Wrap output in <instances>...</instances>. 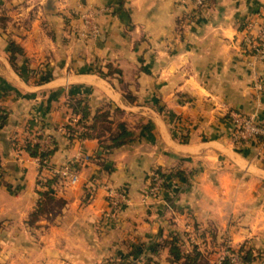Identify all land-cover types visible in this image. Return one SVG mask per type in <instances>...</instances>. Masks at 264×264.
Wrapping results in <instances>:
<instances>
[{
  "label": "crops",
  "instance_id": "0c3cea01",
  "mask_svg": "<svg viewBox=\"0 0 264 264\" xmlns=\"http://www.w3.org/2000/svg\"><path fill=\"white\" fill-rule=\"evenodd\" d=\"M0 4L1 224L20 220L43 189L37 181L51 176L24 150L32 122L39 138L56 142L48 164L76 174L73 183L56 184L55 193L69 205L87 191V225L99 223L106 230L99 237L110 246L136 244V254L144 253L184 230L209 264L228 250L249 254L246 264H264V150L255 141L233 145L227 119L234 110L264 127V86L253 85L264 78V61L244 53L240 32L247 20L264 18V0H205L198 7L190 0ZM77 4L104 9L96 15L98 36L86 43L73 31ZM9 41L21 49L14 60L19 73L8 61ZM93 57L125 69L131 103L112 80L75 69ZM44 65L46 81L37 84L35 69ZM70 97L89 98L91 112L104 98L127 113L119 120L131 121L125 125L131 140L102 150L96 138L66 139V124L80 128ZM155 170L164 174L165 190L146 196ZM175 171L180 176L170 177ZM111 190L123 195L116 205ZM15 234L2 231L0 241L22 256Z\"/></svg>",
  "mask_w": 264,
  "mask_h": 264
},
{
  "label": "rangeland",
  "instance_id": "374dc122",
  "mask_svg": "<svg viewBox=\"0 0 264 264\" xmlns=\"http://www.w3.org/2000/svg\"><path fill=\"white\" fill-rule=\"evenodd\" d=\"M0 1L2 3V0ZM1 5L2 4H0V8L2 9L3 6ZM44 22L46 23V21ZM73 31H75L78 36L76 39H79L82 43L86 41L80 34L79 23L73 24ZM64 39L62 38V40ZM76 53L78 57L83 58L82 49H79ZM84 63L85 64L76 66L75 69L89 71L95 74H97V71H101L102 78L106 79L108 82L112 80L119 89L125 90L128 86L132 85L129 78H126L128 73H126L125 69L120 66L119 63L113 64L111 62H103L100 58L96 57L90 58L88 62L86 61ZM46 66L47 65H44V69L40 67L35 69L37 80L45 73ZM32 70L35 71L34 69ZM131 98L134 99L133 96H127V100ZM87 102H89V98ZM96 108L110 110L111 117L114 121L120 118L126 119L128 116V114L123 111L122 113L112 112V107L104 98L97 100ZM124 119H121L123 123H125V125L127 124V127H130L129 124L131 121H126ZM62 180V178L56 177L52 184L53 187H51V193L55 195V199H61L63 203L43 198L42 201L44 203H40L37 207H35V203H33V205L21 215L22 218H20V220L4 224H1L0 221V232L16 233L15 236L17 240L15 241L25 247L24 255L20 256L17 254L18 252L12 249V252H7L9 248L5 250L6 246L0 241V264H159L160 260L164 261L169 259V257H166V239L163 238L156 242H152L149 248L145 249L144 253L140 252L139 254H136V244L131 246L130 244L126 245L124 243H119L120 247L110 246L107 240L99 237V233L101 234L106 231L99 228V225H97L99 223L87 225V223L91 221L86 220L87 215L84 211V206L87 203L83 202L86 201L88 192H85L86 195L82 193L78 199L79 203H69L68 205L66 199L57 195L54 189L56 184H62V182L63 184H67V179ZM163 189L165 190V187H163ZM32 210H39L38 213L40 215L36 218V221H29V214ZM102 217L104 218V216ZM8 219L11 220L10 217ZM173 234L179 238L178 248L180 250L191 251L193 249L201 253L197 248L200 246L194 239L188 236L187 231H173L170 236ZM197 261L199 263L209 264L206 257L201 254ZM184 262V260H179L176 261L175 264H185ZM196 263L197 262H195V264Z\"/></svg>",
  "mask_w": 264,
  "mask_h": 264
},
{
  "label": "trees",
  "instance_id": "16d2710c",
  "mask_svg": "<svg viewBox=\"0 0 264 264\" xmlns=\"http://www.w3.org/2000/svg\"><path fill=\"white\" fill-rule=\"evenodd\" d=\"M198 7V6H196ZM8 61L10 66L16 71L19 72L16 64L14 62L15 56L21 54V49L14 42H8ZM27 72L29 74H34L35 71L32 69H28ZM98 76L102 78L101 71H97ZM46 81L45 74H43L40 79H38L35 83L41 84ZM124 91V90H123ZM127 96H131L129 91H124L123 97L126 101L132 102L133 98L127 100ZM68 107L70 109V114L74 118L75 124H77L80 128L74 129L69 124L64 126L65 129V137L66 139L78 138H96L98 140L99 147L102 150H110L112 148H116L125 144L131 140L132 132L125 126L123 121L116 120L114 121L111 117V112L108 109H97L95 108L92 112L90 111V107L88 105L87 99L83 97H70L67 101ZM110 112V113H109ZM112 112L114 113H122V110L117 107L112 108ZM5 117V113L0 109V127L2 125L3 119ZM72 118H70L71 120ZM29 134L33 137L39 138L40 135L37 133V130L33 129V123H29ZM50 136V135H49ZM56 148V142L52 136H50L49 145L45 148H41L38 143H32L30 141H26L24 144V150L28 153L29 156L35 157L38 160V167L44 164L45 161L48 160L49 156L53 153ZM154 173L160 175L162 178L164 174L159 173V171L155 170ZM170 177H179L180 172L175 171L174 173H169ZM57 175H51L49 178L44 179L43 181H37L40 183V187L43 186V189L36 190L37 199L35 201V207L39 206L40 203H44L42 201L43 198L47 200H56L60 203H63L61 199H55V195L51 193V186L55 181ZM163 187H165V182L162 183ZM39 211V210H38ZM37 210H32L29 214V221H34L40 215ZM167 245V253L169 256V260L171 262H176L179 260H184L185 264H203L199 263L197 260L200 258V253L196 250L191 251H182L178 248L179 238L173 234L166 239ZM193 248V247H192ZM239 254L238 251H233ZM240 259L244 264L250 261V255L239 254ZM219 264H227L226 259H223Z\"/></svg>",
  "mask_w": 264,
  "mask_h": 264
},
{
  "label": "built area",
  "instance_id": "2783aa9c",
  "mask_svg": "<svg viewBox=\"0 0 264 264\" xmlns=\"http://www.w3.org/2000/svg\"><path fill=\"white\" fill-rule=\"evenodd\" d=\"M193 5L201 6L205 0H190ZM78 10L76 11V19L80 26V34L83 38L95 39L98 36V27L96 24V15L98 12L103 11V8H92L89 6H82L77 4ZM242 33L241 45L244 53L250 55L254 61H264V18L258 17L247 20L240 29ZM254 87L261 89L264 86V78H256L254 80ZM227 119L230 124V140L233 145L240 146L249 141H255L260 150H264V127L260 126L253 118L252 115H246L234 110H230L227 113ZM75 128H78L76 126ZM39 134V133H38ZM29 141L32 143H38L41 148H45L49 145V137L37 138L31 136ZM38 162V160H37ZM47 161L40 166L41 170H44L50 175L66 176L69 183H73L76 180V174L70 172L67 167L55 168L47 165ZM39 166V165H38ZM163 178L152 172L148 177L147 193L146 196H154L163 189ZM110 202L112 205H116L123 199V195L117 191H109ZM186 251V250H185ZM223 259H226L227 264H244L240 259V256L236 252L225 251L217 260L219 264Z\"/></svg>",
  "mask_w": 264,
  "mask_h": 264
}]
</instances>
